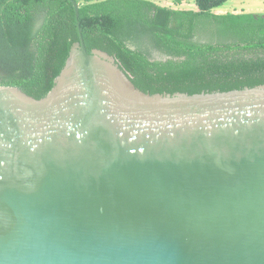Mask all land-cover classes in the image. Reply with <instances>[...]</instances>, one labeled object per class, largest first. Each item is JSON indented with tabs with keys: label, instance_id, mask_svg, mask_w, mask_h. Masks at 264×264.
<instances>
[{
	"label": "water",
	"instance_id": "95a60500",
	"mask_svg": "<svg viewBox=\"0 0 264 264\" xmlns=\"http://www.w3.org/2000/svg\"><path fill=\"white\" fill-rule=\"evenodd\" d=\"M79 33L0 86V264H264V85L151 95Z\"/></svg>",
	"mask_w": 264,
	"mask_h": 264
},
{
	"label": "trees",
	"instance_id": "16d2710c",
	"mask_svg": "<svg viewBox=\"0 0 264 264\" xmlns=\"http://www.w3.org/2000/svg\"><path fill=\"white\" fill-rule=\"evenodd\" d=\"M0 0V86L44 98L80 33L87 52L114 57L151 95L229 92L264 85V17L215 10L229 0ZM74 3L79 6L76 17ZM79 23V25H78ZM223 42H200L201 32ZM150 44L166 56L152 60ZM133 47L135 49H133Z\"/></svg>",
	"mask_w": 264,
	"mask_h": 264
},
{
	"label": "rangeland",
	"instance_id": "374dc122",
	"mask_svg": "<svg viewBox=\"0 0 264 264\" xmlns=\"http://www.w3.org/2000/svg\"><path fill=\"white\" fill-rule=\"evenodd\" d=\"M158 4L165 7H173L174 4L171 1L166 0H156ZM182 9H196L194 0H187V2L181 7ZM228 12H235V13H251L255 14L256 16H263L264 17V0H229L224 6L218 8L214 11L216 14H224ZM213 32H201L198 35L200 42L208 43L210 42H223L226 41L227 38L223 40L213 38ZM142 50L147 49L148 56L152 59H165L166 56L163 54L162 51L158 50V48L150 47V44L145 45H138ZM133 49H135L133 47Z\"/></svg>",
	"mask_w": 264,
	"mask_h": 264
}]
</instances>
